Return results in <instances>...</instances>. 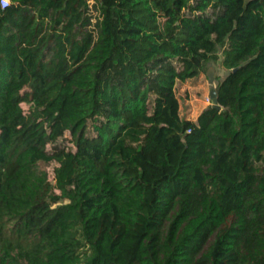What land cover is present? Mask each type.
<instances>
[{
	"label": "trees",
	"instance_id": "1",
	"mask_svg": "<svg viewBox=\"0 0 264 264\" xmlns=\"http://www.w3.org/2000/svg\"><path fill=\"white\" fill-rule=\"evenodd\" d=\"M0 264H264V0L0 1Z\"/></svg>",
	"mask_w": 264,
	"mask_h": 264
},
{
	"label": "rangeland",
	"instance_id": "2",
	"mask_svg": "<svg viewBox=\"0 0 264 264\" xmlns=\"http://www.w3.org/2000/svg\"><path fill=\"white\" fill-rule=\"evenodd\" d=\"M96 13V11H94ZM222 47H219L221 54ZM213 68L215 81L218 82L227 74L228 70L220 64V59H214L209 62L206 69L199 75L188 78L184 81H178L176 92L180 100V111L183 117L196 119L200 112L209 104L211 84L209 82L208 70Z\"/></svg>",
	"mask_w": 264,
	"mask_h": 264
},
{
	"label": "water",
	"instance_id": "3",
	"mask_svg": "<svg viewBox=\"0 0 264 264\" xmlns=\"http://www.w3.org/2000/svg\"><path fill=\"white\" fill-rule=\"evenodd\" d=\"M208 76H209V82L211 84V89H210V96L212 98V105L218 109H221L222 106L219 103L218 99V90H217V83L215 81V75L213 72V68L210 67L208 70Z\"/></svg>",
	"mask_w": 264,
	"mask_h": 264
},
{
	"label": "built area",
	"instance_id": "4",
	"mask_svg": "<svg viewBox=\"0 0 264 264\" xmlns=\"http://www.w3.org/2000/svg\"><path fill=\"white\" fill-rule=\"evenodd\" d=\"M0 1H1L2 6H6V5H8L9 2H10V0H7L6 3H5V0H0ZM211 99H212L211 96H208V100L210 101Z\"/></svg>",
	"mask_w": 264,
	"mask_h": 264
},
{
	"label": "clouds",
	"instance_id": "5",
	"mask_svg": "<svg viewBox=\"0 0 264 264\" xmlns=\"http://www.w3.org/2000/svg\"><path fill=\"white\" fill-rule=\"evenodd\" d=\"M7 2V0H5V3Z\"/></svg>",
	"mask_w": 264,
	"mask_h": 264
},
{
	"label": "crops",
	"instance_id": "6",
	"mask_svg": "<svg viewBox=\"0 0 264 264\" xmlns=\"http://www.w3.org/2000/svg\"><path fill=\"white\" fill-rule=\"evenodd\" d=\"M186 118H189V117H186Z\"/></svg>",
	"mask_w": 264,
	"mask_h": 264
}]
</instances>
